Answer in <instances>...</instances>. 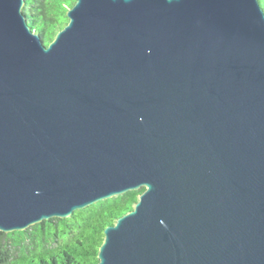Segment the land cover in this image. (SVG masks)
Wrapping results in <instances>:
<instances>
[{
    "label": "water",
    "instance_id": "obj_1",
    "mask_svg": "<svg viewBox=\"0 0 264 264\" xmlns=\"http://www.w3.org/2000/svg\"><path fill=\"white\" fill-rule=\"evenodd\" d=\"M0 0V230L145 187L97 264H264L260 0H76L48 44Z\"/></svg>",
    "mask_w": 264,
    "mask_h": 264
},
{
    "label": "trees",
    "instance_id": "obj_2",
    "mask_svg": "<svg viewBox=\"0 0 264 264\" xmlns=\"http://www.w3.org/2000/svg\"><path fill=\"white\" fill-rule=\"evenodd\" d=\"M76 0H25L30 24L48 44L69 21ZM264 8V0H260ZM145 187L99 200L67 217H51L23 230H0V264H97L105 228L132 209Z\"/></svg>",
    "mask_w": 264,
    "mask_h": 264
}]
</instances>
